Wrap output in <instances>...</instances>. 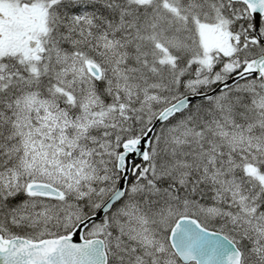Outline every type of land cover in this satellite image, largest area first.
<instances>
[{
    "label": "snow or ice",
    "instance_id": "obj_1",
    "mask_svg": "<svg viewBox=\"0 0 264 264\" xmlns=\"http://www.w3.org/2000/svg\"><path fill=\"white\" fill-rule=\"evenodd\" d=\"M0 264H264V0H0Z\"/></svg>",
    "mask_w": 264,
    "mask_h": 264
}]
</instances>
